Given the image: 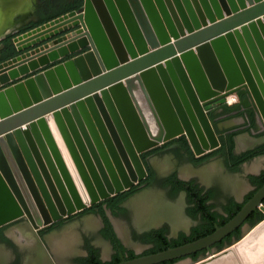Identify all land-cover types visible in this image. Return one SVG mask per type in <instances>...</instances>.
<instances>
[{
  "label": "water",
  "instance_id": "95a60500",
  "mask_svg": "<svg viewBox=\"0 0 264 264\" xmlns=\"http://www.w3.org/2000/svg\"><path fill=\"white\" fill-rule=\"evenodd\" d=\"M8 31L0 36L11 38L0 47V228L28 216L37 230L124 192L146 174L140 154L183 134L197 155L219 147L209 117L219 98L250 101L264 127V0H82ZM263 200L264 186L213 233L129 260L121 253L116 264L210 248L264 214ZM263 233L264 218L226 248L178 264H264ZM248 236L257 239L240 255Z\"/></svg>",
  "mask_w": 264,
  "mask_h": 264
},
{
  "label": "flooded vegetation",
  "instance_id": "af4514ba",
  "mask_svg": "<svg viewBox=\"0 0 264 264\" xmlns=\"http://www.w3.org/2000/svg\"><path fill=\"white\" fill-rule=\"evenodd\" d=\"M27 3L30 13L21 17L27 20L28 23H36L35 25L53 20L80 8V0H30ZM0 23L2 24V21ZM9 39H11L10 36L4 40L7 42ZM228 97L229 95L219 98L209 105L211 107L209 117L220 142L219 147L197 155L190 140L183 134L139 155L146 174L142 179H138L131 188L116 194L122 195L117 207L113 206L114 202L109 201L113 196H116L113 195L110 198L102 199L83 211L54 221L49 225H44L37 230L28 216L1 227L0 248L11 251L13 257L11 260H5L0 264H29V261L34 259L38 252V250L33 249L36 240L42 245V254L41 250H39V253L45 260V264H62L59 261L62 259H70L71 264H89L92 248L98 253L102 262L116 264L122 260L121 253H123L126 260H129L133 259L131 258V252L139 257L149 255L150 253L147 252L158 246H166V249L170 248V246L167 247L165 240L162 238L163 235L167 238L168 243H175L181 242L194 233H206L212 230L211 234L217 227L225 225L236 215L231 216L232 212L228 210L236 209L237 205L244 206L257 193L259 189L256 191L257 186L254 184L253 177L261 176L264 172L263 169L257 173L246 174L243 177L245 178L244 182L232 185L234 187L233 192L228 194L224 193L225 183L222 184L216 181L217 176L214 174L216 172H212L215 167L217 170H224L223 172L229 176H236L249 163L264 157V155H259L249 160H243L252 151L264 145V127L259 126V121H255L254 114L251 113L252 104L250 101L238 95L237 102L230 104ZM247 102L250 105H247ZM237 119H240L239 123ZM234 120H237V124H233L232 121ZM258 126L260 129L254 141L250 134ZM160 158H164L165 162L161 164L159 170L156 168V162ZM156 188L165 191L167 198L165 204H160L159 208L157 206L155 213L144 220L146 222L144 227H135L131 230L130 240H128L125 236H122V230L120 231L117 226L116 219L126 218L130 211L129 205L135 201L140 205L139 209L146 212L148 205L143 198L147 196L150 190ZM193 188L200 192V197H207L206 203L211 207V212L215 213L211 220L207 219L203 206L198 201L200 197L194 195ZM253 192L255 194L251 197ZM178 199H180L179 204ZM100 206L112 225L115 238L107 235L111 230L100 214ZM259 212L261 211L253 212L229 236L212 247L204 249L206 254L199 255L197 260L207 256L211 251L222 250L231 245L238 240V235L242 237L244 232L253 227V223L261 216ZM261 214L264 216L262 212ZM89 216H98L100 219L98 234L101 241L107 244V254L109 256L105 254L104 248H99V245L93 243L90 237H85L79 243V250L74 248L71 239L68 238L69 235L65 230L72 226L76 220ZM143 219L146 218L143 217ZM42 220H45L43 216ZM260 220L257 222L259 223ZM21 226L29 228L36 236V240L25 241L22 239L19 232ZM16 233L19 235H16ZM50 237L59 238L62 247L61 253L56 254L54 252L49 242ZM136 247H139L140 251ZM192 255L176 259L174 264L185 260L197 261L193 259Z\"/></svg>",
  "mask_w": 264,
  "mask_h": 264
},
{
  "label": "rangeland",
  "instance_id": "374dc122",
  "mask_svg": "<svg viewBox=\"0 0 264 264\" xmlns=\"http://www.w3.org/2000/svg\"><path fill=\"white\" fill-rule=\"evenodd\" d=\"M260 126V124H259ZM257 127L255 129V131H257L260 129V127ZM165 162L164 158H160L157 162H156V168L157 169H161V164H163ZM163 167V166H162ZM264 169V157L254 160L253 162L249 163L246 168L241 171V173H238L236 176H229L227 174H225V172H223L224 170L220 171L217 170V168L215 167V170L212 172H216L214 173L216 177V181L217 182H221L222 184L225 183L226 187L224 190V193L228 194V193H232L233 192V188L232 185H237L239 183L244 182L243 178L246 174L248 175L249 173H257L260 170ZM251 170V171H250ZM210 172V171H209ZM208 172V174H209ZM237 189V188H236ZM235 189V190H236ZM146 202L147 209L146 212L141 211L140 205L137 204V201L132 202L129 205V214L126 216V218L124 217L123 219H116V223L117 226L119 227L122 236H125V238H127L128 240H130V231L133 230L135 227H144L146 222L144 220H147V217L152 216L155 211H156V207L159 208L160 204H165V199L166 198V194L165 191L160 189V188H156L153 190H150L147 193V196L145 198H143ZM178 204L180 202V199L177 200ZM144 202V201H143ZM152 203H154L152 205ZM161 205V206H162ZM141 206H143L141 204ZM152 207V208H151ZM143 217H145L146 219H143ZM100 226V219L98 218V216H89L87 218H83V219H79L76 220V222H74L72 224V226H70L67 230H65L67 232V235L69 239H71L73 241L72 245L74 246L75 249H80L79 243L85 238V237H90L91 240L93 241V243L99 245V248H104V251L106 252L105 254H107V250H108V246L107 244H105L104 242L101 241L100 236L98 234V227ZM16 235H19L18 233H16ZM76 236V237H74ZM76 239V241H74ZM139 250V247H136ZM12 252L9 251L8 249L5 248H0V263L4 262L5 260H11L12 256ZM109 256V255H108ZM62 264H71L72 261L70 259H62L59 260Z\"/></svg>",
  "mask_w": 264,
  "mask_h": 264
},
{
  "label": "trees",
  "instance_id": "16d2710c",
  "mask_svg": "<svg viewBox=\"0 0 264 264\" xmlns=\"http://www.w3.org/2000/svg\"><path fill=\"white\" fill-rule=\"evenodd\" d=\"M81 2H82V0H80L79 5H81ZM259 155H264V145L259 147V148H257L256 150L252 151L250 154H248V156L244 157L243 160L244 161L247 160V159L249 160L252 157H256V156H259ZM253 181H254V184L257 186L256 191L258 189H260L261 187H263L264 186V172L262 173L261 176L253 177ZM192 191H194V195L195 196L199 195L198 197H200V192L198 190L193 188ZM255 192L252 193L251 197L255 194ZM121 197H122L121 194L120 195H116V196H113L109 201L110 202L111 201L114 202L113 206L117 207V204L121 201ZM251 197H249V198H251ZM198 201H199L200 205L203 206V211H204L207 219L211 220L212 217L215 216V213H212L211 210H210L211 207L209 205H207V203H206L207 197L206 198L205 197L204 198L200 197L198 199ZM242 207H243V205H237L236 209H229L228 211L232 212L231 216H234L235 214H237V212ZM259 213H260L261 216H259L258 219H256V221L253 223V226H255L258 223L257 222L258 220H260V219L262 220L264 218V216L261 214V212H259ZM100 214L103 216L104 221L106 222L107 226H109V228L111 230L110 233H107V235L109 237H114L115 238V234H113L112 225H111L109 219L105 216L104 210H103V208H101V206H100ZM256 214H258V213H256ZM210 232H212V230H209L206 233H204V232L203 233H199V234L198 233H194L192 236L184 238V240H186V242H184V240H182L181 242L168 243L167 238L164 235L162 236V238L165 240V243L167 244V247H169V246L170 247H175V246H179V245L185 244L187 242H191V241L196 240L198 238L204 237L206 235H209ZM237 238L240 239L241 237L238 235ZM165 249H166V246H158L155 249H151L147 253H150V254L151 253H156V252H159V251H162V250H165ZM201 254L202 255L206 254V250L198 252L197 254H193L192 257H193V259L197 260L198 256L201 255ZM135 257L136 256L134 255V253L131 252V258H135ZM174 263H175V260H171V261H166V262H163V263H160V264H174ZM89 264H111V263L110 262L109 263L102 262L100 260V258H99L98 253L95 251V249L92 248Z\"/></svg>",
  "mask_w": 264,
  "mask_h": 264
},
{
  "label": "bare ground",
  "instance_id": "6f19581e",
  "mask_svg": "<svg viewBox=\"0 0 264 264\" xmlns=\"http://www.w3.org/2000/svg\"><path fill=\"white\" fill-rule=\"evenodd\" d=\"M23 2L26 3L27 0H0V22L2 21V25H0V36L4 35L7 32V30H8L7 29L8 28V18L11 16V14H13L15 11H17L20 8V6L22 5ZM21 227L22 228H19V232H20V237L22 239H24L25 241L36 240V236L33 234V232H31L29 230V228H24L23 226H21ZM263 235H264V233L261 234L260 237ZM74 237H76V236H74ZM251 239H253V237L251 238V236H248L243 242L240 243V247H241L240 252H239L240 255L245 253L246 248L249 247V243L252 242V241H250ZM256 239H257V237H256ZM256 239L254 238L253 242ZM260 239H261L260 240V245H261L264 241V238L262 237ZM74 241H76V239ZM49 242L51 244L52 249L54 250V252L56 254L61 253L62 247L60 246L61 244L59 243V238L50 237ZM72 243H73V241H72ZM67 245H69V244H67ZM33 249L38 250V252H37L36 257L29 261L30 262L29 264H45V260L43 259V257L39 253V250L42 249V246L37 240H36V245ZM41 254H42V250H41ZM234 254H235V252H234ZM236 254H237V252H236ZM228 259H229V263L226 262L227 264L233 263V261H234L233 259H231L230 257H228Z\"/></svg>",
  "mask_w": 264,
  "mask_h": 264
},
{
  "label": "crops",
  "instance_id": "0c3cea01",
  "mask_svg": "<svg viewBox=\"0 0 264 264\" xmlns=\"http://www.w3.org/2000/svg\"><path fill=\"white\" fill-rule=\"evenodd\" d=\"M27 2H29V0H27ZM27 2L26 3L23 2L22 5L20 6V8L17 11H15L13 14H11V16L8 18V28H7L8 30L10 28L11 29H15V28H18V27L21 28V27H24V26H28V27L32 26V25L33 26H37V25H35L36 23H30V22L28 23L27 20H25V19H23V17H21L23 15H26V14L30 13V11L28 9V6H27L28 5ZM0 25H2V24L0 23ZM5 35H6V33H5ZM4 42H6V40L0 39V47H2ZM237 120H238V123H239L240 119H237ZM237 120L232 121L233 124L234 123L237 124ZM248 124H249V122H248ZM231 125H232V123H231ZM251 136L253 138H257L258 134H257V131H255V128L252 130Z\"/></svg>",
  "mask_w": 264,
  "mask_h": 264
},
{
  "label": "built area",
  "instance_id": "2783aa9c",
  "mask_svg": "<svg viewBox=\"0 0 264 264\" xmlns=\"http://www.w3.org/2000/svg\"><path fill=\"white\" fill-rule=\"evenodd\" d=\"M238 100V94L237 93H233V94H230L229 97H228V102L230 104H235Z\"/></svg>",
  "mask_w": 264,
  "mask_h": 264
}]
</instances>
